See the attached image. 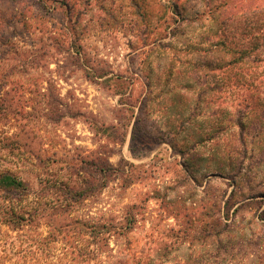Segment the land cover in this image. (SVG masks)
<instances>
[{
  "label": "rangeland",
  "instance_id": "rangeland-1",
  "mask_svg": "<svg viewBox=\"0 0 264 264\" xmlns=\"http://www.w3.org/2000/svg\"><path fill=\"white\" fill-rule=\"evenodd\" d=\"M263 8L0 0V174L30 189L0 193V264H264ZM72 220L108 246L46 239Z\"/></svg>",
  "mask_w": 264,
  "mask_h": 264
},
{
  "label": "trees",
  "instance_id": "trees-1",
  "mask_svg": "<svg viewBox=\"0 0 264 264\" xmlns=\"http://www.w3.org/2000/svg\"><path fill=\"white\" fill-rule=\"evenodd\" d=\"M261 11H264V8ZM178 14L181 15L180 13ZM213 21H214V27H216V29H213L214 36L221 35L222 31L220 30L224 23L223 22L224 20L220 19L218 16V17H215ZM213 46L214 47L222 46V42L213 44ZM236 63H237V60L234 58L231 62H229V65L232 66ZM223 67L224 66L218 64V66L217 65L215 66V69L221 70L223 69ZM96 163L101 166L98 169V176L101 179H105L107 174L111 172L110 171L111 167L107 165V163L105 162L99 163L96 161L95 163L91 164L92 168L96 167L95 166ZM94 172L96 171L94 170ZM91 177H92V174H91ZM86 188L87 190L90 189L89 187H85L81 190H75V189L66 187V189L62 191V194L66 198L65 200L66 203H60V202L55 203L52 211H57L59 209L66 208V206L70 205L68 203H75V202L81 201L87 195ZM29 191H30L29 186L25 182L17 179L16 177L8 173L0 174V193H7L9 195L11 194L12 196H15V195L21 196L23 194L27 195ZM8 201H10V203L12 202V200H8ZM2 211L3 212L1 214V217L3 221L8 225H12V227H20L22 225V222H28V220L24 218V215L14 210L13 207L9 206L8 209L6 208L5 210H2ZM39 215L41 214H39L38 210H35L34 213L31 215V217H29L31 218V222H33L32 221L34 219L33 217H35V219H38ZM49 229H50V233H49V236L46 238L49 241H55V237L59 235L58 233L60 232L64 234L66 233L78 234V235L88 234L91 237V239L93 240L98 239V241L95 242L96 245L100 246L101 242L104 241L105 243L104 247L108 246L107 241L109 239V233L112 232L111 227H108L106 225L99 226V225H94V224H88L86 222H82L79 220L62 222L58 226L49 225ZM126 229L129 232L130 226H128Z\"/></svg>",
  "mask_w": 264,
  "mask_h": 264
}]
</instances>
